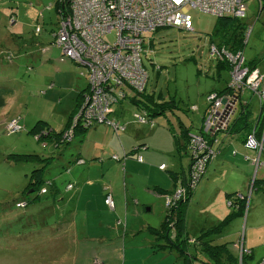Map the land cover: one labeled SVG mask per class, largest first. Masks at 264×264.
Returning <instances> with one entry per match:
<instances>
[{"label": "rangeland", "instance_id": "1", "mask_svg": "<svg viewBox=\"0 0 264 264\" xmlns=\"http://www.w3.org/2000/svg\"><path fill=\"white\" fill-rule=\"evenodd\" d=\"M251 1L247 17L241 20L245 25V31L243 28L242 32L244 31V38L247 39V59L264 55V13L257 18L254 15L257 1L246 0ZM66 2L67 0H0V96L4 100L0 105L4 107V111L0 112V264H94L95 260H99L97 264H184L179 250L154 252L159 241L148 231V227L159 228L166 217L167 208L165 199L156 203L147 200L146 187L143 186L146 178L142 174L128 175V183L136 182L134 189L128 185L129 193L131 192L128 203L132 204L128 217L125 218L123 212L113 213L102 206L84 217L88 211L82 202L77 217L76 214H69L75 207V202L70 199L76 191L65 190L78 188L79 184L74 178L76 173L73 175L72 168L75 170L78 166L76 156L81 148L93 150V145L86 137L94 129L92 126H80L84 130H91L84 139L75 131L72 141H69L68 130L80 102V94L87 90L88 76L85 75V78L81 75V69L85 73L82 66L68 59L60 61L59 48L53 47L54 52L47 51L52 48L54 39H58L61 16L68 14H62L61 11ZM189 11L193 18L192 30L160 28L157 32L145 34L142 61L149 75L145 92L157 97L162 92L166 100L174 97L176 101L172 107L174 111L152 117L153 126L166 125L167 120H170L180 129L177 123L179 117L192 124L191 115L185 111V106L196 105L201 111H205L208 105L206 93L224 88L231 79V72L224 67L219 69L221 73L217 75L216 68L222 61L210 52V44L220 41V36L215 33L219 17L194 8H189ZM115 36L116 33L112 32L105 40L113 43ZM85 87L86 90H83ZM125 106L134 121L137 109L129 103ZM147 109L154 111L156 108L150 104ZM68 114L70 122L68 119L63 127ZM16 116L22 118L20 124L24 125L25 131L8 134L6 126ZM205 123L203 116L201 126H205ZM198 124L199 122L196 126ZM37 125L44 126V130L35 129ZM186 128L187 126L182 130L185 132ZM189 135L188 150L191 158ZM89 138L92 140L93 136ZM52 141L57 142L58 148ZM144 142L149 144L148 140ZM101 143V148L107 149L106 156H101L105 158V163L112 158H109L112 152L108 144ZM159 144L164 147L163 141ZM155 146L153 142L152 148ZM142 147L146 148L147 145L143 144ZM10 153L12 155L9 160ZM16 153L28 154L29 157L25 161H16ZM116 156V159L111 160L121 165L122 187L126 191L127 154L124 153L122 158ZM85 157L87 164L95 162L100 166L105 165L100 162V158ZM175 159L181 162L178 155H175ZM41 169L45 172L46 181H56L59 193L55 197L49 184L42 187L49 191L47 194L42 193V189L28 186L32 171L38 170L35 172L38 176ZM99 171L98 168L96 177L91 178L100 179L105 184L110 183L111 186L106 184L109 185L107 190L108 193L112 192L111 180L115 177L113 169L109 175ZM71 183L72 187L68 188ZM37 195L36 202L29 203L26 207H16L17 201L30 200ZM138 199L140 202L135 207L133 202ZM151 206L153 208L149 211ZM201 207L195 204L192 209L195 212L192 214L193 223L198 226V231L201 227L210 228L213 222V218L207 214L208 210ZM136 210L138 215L135 216L133 211ZM119 218L125 224L117 225ZM241 219L240 227L232 222L226 232L232 233L240 229L238 235L243 234L244 219ZM189 231L195 238L200 234L198 231L193 234ZM215 237V243H222L220 236ZM240 240L239 238L238 241ZM241 245L244 246L239 243L234 247L239 255L238 264H242ZM247 249L250 252L243 254L252 257V250ZM192 253L197 256L192 259V264H208L209 257H212V254L203 250L202 245H190L185 256L191 257ZM245 264H256V258H247Z\"/></svg>", "mask_w": 264, "mask_h": 264}, {"label": "built area", "instance_id": "2", "mask_svg": "<svg viewBox=\"0 0 264 264\" xmlns=\"http://www.w3.org/2000/svg\"><path fill=\"white\" fill-rule=\"evenodd\" d=\"M256 1L259 17L264 13V0ZM189 8L219 18L230 16L240 20L246 18L248 12L246 0H71L70 12L61 16L58 39L51 43L52 48L60 49V61L68 59L82 66L84 74L88 76L87 90L68 130L69 141L73 139L76 126L106 124L116 134L125 130V125L111 119L110 114L114 105L126 97L128 89L140 93L147 85L149 75L142 61L145 34L165 27L192 30ZM251 30L252 26L249 27V32ZM113 31L116 39L109 43L105 40L106 35ZM246 42L247 39L245 44ZM210 52L221 61L229 63L231 79L226 92L211 91L206 95L208 105L204 113L205 126H201L199 133L189 135L192 160L189 181L187 185L178 187L165 197L167 209L185 200L188 192L195 190L200 184L208 164L216 156L211 139L229 128L238 96L246 89L251 90L264 108V73L259 67L247 64L245 49L231 52L224 46L213 43L210 44ZM193 108L196 109L197 106ZM261 112L262 130L258 124L253 125L244 142L247 148L258 152V157L255 158L256 171L264 165V161H261L264 153V109ZM134 119L138 123H150L153 126L144 110L136 111ZM6 129L9 133H15L21 131L23 126L19 118H13ZM112 158L116 159L117 156L112 155ZM77 161L85 162L83 159ZM138 161H142V156H138ZM161 168H165V165H161ZM72 185L69 184L68 188ZM252 189L253 183L249 196ZM42 190V193L47 192L46 188ZM235 197L237 200H244L245 207H248L249 198L240 193ZM106 204L111 208L114 206L110 194L107 195ZM227 206H235L234 200H228ZM249 252L241 245V259L243 253ZM258 264H264V257Z\"/></svg>", "mask_w": 264, "mask_h": 264}, {"label": "crops", "instance_id": "3", "mask_svg": "<svg viewBox=\"0 0 264 264\" xmlns=\"http://www.w3.org/2000/svg\"><path fill=\"white\" fill-rule=\"evenodd\" d=\"M249 3L251 4L252 1L247 2L248 12L250 8ZM261 14H263V12ZM254 15H257L258 17L257 2L256 13ZM52 49L53 48H49L47 51ZM52 52H54V50H52ZM253 60H257L256 66H258L264 73V55L251 57L249 59L246 58L247 62ZM83 71L84 70L81 69L80 72L81 75L85 77L86 74H84ZM216 73L217 75H220L221 70L217 68ZM228 84L229 82H227L224 88L214 89V91H221L226 89V87L228 89ZM83 90H86V87ZM208 93H206V95ZM134 94L135 93L133 91H128L127 95L129 96L115 105L113 107V112L110 114L111 119L125 125L124 131L116 134L111 126L101 124L92 127L94 129L93 132L90 131L91 129H88L84 130L83 134H78L82 136V139H84L88 131H90L86 137V140L89 141L91 145H93V150H90V148H81L80 153L76 156V161L78 159H83L85 162L79 163L77 161V168H75V170L72 168L73 175L76 173L74 178L76 177L77 179V185L79 184L78 188L73 190H65L66 192L76 191L73 197L70 199L71 201L75 202V207L69 213L70 215L76 214L75 217L78 216L77 214H79L81 211L79 210L81 202L85 204L87 209L86 211H88L85 213L84 217H88L101 206L109 209L105 203V198L108 194L107 186H109L110 183H106L109 184L106 185L105 182L103 183L100 179L91 178V176L94 178L96 177L98 174V168L100 170L99 172H105L107 175H109L110 170L113 169V176L115 177L111 180L112 187H110V190L112 191L111 195L115 209L109 210L113 213L117 211L119 214L123 212L125 214V218L128 217V212L132 209V204L128 203V196L131 194V192L129 193L128 185H130L132 189L136 187V182L128 183V175L133 176L142 174L146 178L143 185L144 188L146 187L145 195L148 197V201H152L154 203L159 202L161 199H165L166 193L172 192L183 184L185 185L188 183L191 166L190 152L188 150V135L191 132H200L205 111H201L198 106L196 109H194L193 107L196 105L190 106V104H187V106H185V111L190 113L193 123H187V121L179 117L177 123H179L180 129H177V125L170 120H167L168 125H146L136 122L135 119L133 121L127 113L128 110L125 106L126 103L132 105L135 109H137V111H139V109L144 110L140 107L142 99L141 95L137 96V99L132 100V97L135 96ZM153 96L154 97L151 98L155 100L158 99V102L161 101L160 97L157 98L155 95ZM2 99L3 98L0 96V105L4 103V100ZM171 99H174V97H170L168 100ZM163 100L166 99L164 98ZM0 108V112H3L4 107L0 106ZM169 111L171 112L174 110ZM261 111L262 110L260 109L258 98L252 91L246 90L241 96H238L235 113L232 117L229 130L227 132H221L217 134L216 140L213 144V148L216 151V156L213 161L208 164L204 177L188 201L185 215V229L188 231L190 241L195 239V235L191 236L189 230H191V234L198 231V226L196 223H193L192 219V214L195 213L192 211V209L196 204L205 207L208 210V216L213 218L210 228H200L198 231L200 233L198 237L201 235L202 231L212 230L213 228L218 227V224L222 222L224 225L222 230L219 233L211 234L208 238L212 239L214 244H217L214 242L216 238L215 236H220V239L223 241L222 243L218 244H230L233 251H235L234 247H236L239 243L244 244L245 247L252 250L251 258H256V264L257 261L262 259L264 256V165L260 166L256 171L255 158L258 157V152L245 146L244 140L246 132L241 131L240 127L245 125L246 121H250V123H252L257 119H262ZM68 117L69 114L67 115L63 127L69 119ZM243 118L244 120L242 124L238 125ZM7 119L5 120L7 121ZM21 121L22 118L20 119V123ZM197 122H199V124L196 126ZM22 126L23 129L21 131H25L24 125ZM186 126L187 133L185 131V136L184 132H182V129ZM236 127H238V129ZM50 130L54 131V129H49V131ZM54 133L58 132L54 131ZM148 134L151 135L148 136ZM91 136H93L92 140H90V138L88 139V137ZM109 138L112 139L109 140ZM146 140L149 141V144L144 142ZM160 141H163L164 143L163 148L159 144ZM52 142L55 144V147L58 148L57 142ZM101 142H105L111 147L112 153L109 154V158H111L113 154L118 155L121 158L123 157L124 153L127 154L125 160L126 191H124L122 187L120 172L121 165L111 160L112 158L109 161L103 163L105 158L103 159L101 156H106L107 149L101 148ZM153 142L156 144L154 148H152ZM143 144L147 145L145 149L142 148ZM175 155H178L181 158V162L175 159ZM85 156L100 158V162L105 165L100 166L95 162L87 164ZM138 156H142V163L136 159ZM261 161H264V153L261 156ZM163 164L166 166L165 169L160 168V166ZM50 180L52 179L46 181V184L50 185V189L53 192L52 194L55 197V195L59 193V187L57 186L56 181ZM252 183L253 189L249 196ZM237 193L243 194L249 198L248 207H245V209H243L244 211H240L239 207L227 206V200L233 196L234 197L232 199L234 200L236 196L235 194ZM231 194L233 195L228 197ZM138 202H140L139 199L133 202L135 207L138 205ZM152 208L153 207L151 206L149 211ZM133 212L135 216L138 215L137 210ZM168 214L169 213L166 210V216ZM172 217L175 218L174 216ZM241 217L244 219L242 229L243 234L238 235L240 229L235 230V232L232 233H227L226 229L232 224V222L233 225H239V227L241 226ZM227 219H229L228 222ZM120 222H123V220L119 218L117 220V225H121ZM150 228L151 226L148 227V231ZM172 234L174 235L175 232H172ZM239 238L241 239L240 241H238ZM161 242L164 243L162 240ZM157 251L156 249L154 250L155 253H157ZM164 252L166 253V251ZM236 254L238 253L236 252Z\"/></svg>", "mask_w": 264, "mask_h": 264}, {"label": "trees", "instance_id": "4", "mask_svg": "<svg viewBox=\"0 0 264 264\" xmlns=\"http://www.w3.org/2000/svg\"><path fill=\"white\" fill-rule=\"evenodd\" d=\"M69 2H70V0H67V2L65 3V8H64V6H62L63 7L62 8L63 10H61L62 14L69 12V8H68ZM67 3H68V6L66 5ZM63 5H64V3H63ZM192 23H193V18H192ZM165 28H174V27H165ZM243 28L245 31V25L241 22L240 19L230 17V16L219 18L218 22L216 23L215 33H217L220 36V41H217V43H215V44H217L219 46L220 45L224 46L226 49H228L231 52H236L238 50H244L247 42L245 44L244 31L242 32ZM177 29H179V28H177ZM159 30H161V29H158L157 31H159ZM180 30H183V29H180ZM157 31H155V32H157ZM240 41H243V42H240ZM211 44H213V43H211ZM247 64L251 67H254V65L256 66V64H257V60L248 61ZM218 66H219L218 67L219 69L221 67H224V68L228 69V71H230V65L226 61L220 62L218 64ZM145 89H146V87H145ZM145 89L143 91H141L140 93L133 91L135 93L134 94L135 96L132 97L133 98L132 100L137 99V96L141 95V98H142L141 103L142 104L140 103V107L143 108L144 111L148 114L150 120H154V119H152V116H155V115L158 116L159 114H164L169 110H173L172 107L175 106L174 99L163 100L164 98H163L162 94L160 93V95H158V97H157V95H155V97L161 98V101L158 102V99L155 100V99L151 98V97H154L153 96L154 94L153 95L147 94L145 92ZM226 90H227V87H226V89H223L221 91H216V92L224 93ZM128 91H132V90L128 89L126 92H128ZM83 95H84V92L82 93V95L80 94V102L77 105L78 107H77L75 112H77V110H78V108L82 102ZM128 96L129 95H126V97L124 99H126ZM124 99H122V100H124ZM136 102H138V101H136ZM150 104H152L154 106V108H156L154 111H150V110L148 111L147 108H149ZM259 106H260V104H259ZM260 109L263 111L264 108L260 106ZM75 112L73 114H75ZM13 118L21 119L20 116H16ZM243 120H244V118L239 122L238 125L242 124ZM68 121L70 122V119ZM255 124H258L260 130H262V126H263L262 119H257L252 123H250V121H246L245 125L240 127V129H241V131H245L246 136H247V134L250 132L252 126ZM34 128L35 129L40 128L43 131V128H45V127L42 125H37ZM236 128L238 129V127H236ZM35 129H33V130H35ZM40 129H38V130H40ZM33 130H30V131H33ZM228 130H229V128L225 132H227ZM75 131H76L77 135L84 133V129L81 128L80 126H77ZM185 131L187 133V130H185ZM182 132H184V131H182ZM7 133L8 134H14V133H9L8 130H7ZM15 133H18V132H15ZM184 134H185V132H184ZM185 136H186V134H185ZM216 136H215V139L214 138L211 139L213 144L216 140ZM246 136H245V140H246ZM11 155H12L11 153H10V155L8 154L9 160H10ZM15 155H16V157H15L16 161H18V160L25 161L27 159V157H29L28 154L18 155L16 153ZM37 171L38 170L32 171V173L30 175V181H29L28 186L29 187L33 186L34 189L41 190L42 187L46 184V179L44 178L45 172H42V169H41L40 172H38V176H37L35 174V172H37ZM175 190H173L172 192L166 193L165 197L172 194ZM194 191L195 190H190L188 192V195H187L185 200H181L180 202H178L176 204V206H174V207L172 206V207L167 209L169 214L165 217L164 221L161 223L159 228H152L151 227L149 229L150 233L155 235L156 240L160 242V243L159 242L156 243V244H158L157 246H155L156 251L157 250H163V251L166 250V252H167L168 249H169V251H175V250L178 251L179 250L180 254L179 253L178 254L183 258L184 264H192V259H196L197 256H196V254H193V253H192L191 257L185 256V254L188 251V247L190 245H194L196 247L198 245H202L203 250L212 254V257H209V259H208V262H207L208 264H238V260H239L238 256L239 255L236 254V252L232 250L230 244H214L212 242V239L208 238L211 234L219 233L222 230V227L224 226L222 224V222H220L218 224V227H215L212 230L202 231V233L199 237H196L194 240L190 241L188 231H187V229H185V226H186L185 215H186V211H187V203L190 200ZM39 194H41V193L39 192ZM108 194L111 195L112 192H110ZM232 195L233 194L229 195L228 197H231ZM111 197H112V195H111ZM37 198H38V195L35 197H32L30 200L17 201L16 207H18V208L26 207L29 203L36 202ZM106 198H107V196H106ZM106 198H105V203H106ZM232 198H229L228 200H233ZM113 204H114V202H113ZM245 204H246V202L244 200H237V198L235 197L234 205L239 207L240 211H244L243 209H245ZM106 205L109 207L110 210L115 209L114 206H113V208H111L108 204H106ZM172 216H174L175 218H173ZM228 221H229V219H227V222ZM170 223H173L172 224L173 226ZM120 224H125V223L120 222ZM172 232H175V234L173 235ZM161 240L164 241V243H162ZM246 257L251 258V256L243 254L242 264H245V261L247 259ZM97 261H99V260H95L94 262L96 263Z\"/></svg>", "mask_w": 264, "mask_h": 264}]
</instances>
